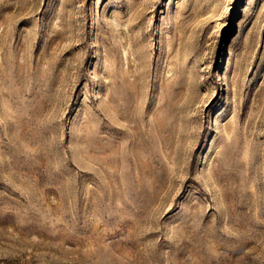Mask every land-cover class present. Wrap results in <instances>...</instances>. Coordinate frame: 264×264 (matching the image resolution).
Segmentation results:
<instances>
[{"label": "rangeland", "instance_id": "obj_1", "mask_svg": "<svg viewBox=\"0 0 264 264\" xmlns=\"http://www.w3.org/2000/svg\"><path fill=\"white\" fill-rule=\"evenodd\" d=\"M0 264H264V0H0Z\"/></svg>", "mask_w": 264, "mask_h": 264}]
</instances>
